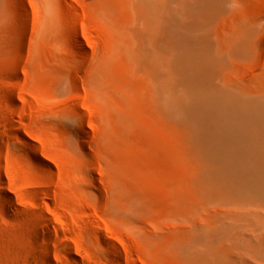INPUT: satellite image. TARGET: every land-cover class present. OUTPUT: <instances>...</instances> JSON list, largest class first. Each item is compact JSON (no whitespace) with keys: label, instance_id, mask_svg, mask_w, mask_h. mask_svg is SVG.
Listing matches in <instances>:
<instances>
[{"label":"rangeland","instance_id":"obj_1","mask_svg":"<svg viewBox=\"0 0 264 264\" xmlns=\"http://www.w3.org/2000/svg\"><path fill=\"white\" fill-rule=\"evenodd\" d=\"M177 1L0 0V264H264V195L217 181L169 80ZM212 1L214 47L249 43L218 81L258 101L264 0Z\"/></svg>","mask_w":264,"mask_h":264},{"label":"bare ground","instance_id":"obj_2","mask_svg":"<svg viewBox=\"0 0 264 264\" xmlns=\"http://www.w3.org/2000/svg\"><path fill=\"white\" fill-rule=\"evenodd\" d=\"M177 5L164 22L163 51L169 57V80H178L185 88L188 123L196 147L218 159L217 167L214 163L209 168L212 173L216 168L226 176L225 180L216 174L219 183L228 181L238 190L264 195V110L255 112L253 108L264 102V97L254 101L250 94L230 91L243 96L234 102L244 103L247 112L228 114L225 119L218 117L222 113L216 115L219 95H233L222 87L219 76L232 61L248 54L247 36L233 40L229 49L214 47L210 35L213 1L183 0ZM75 44L82 49L79 40ZM68 102H74L73 96ZM81 133H85L82 128Z\"/></svg>","mask_w":264,"mask_h":264}]
</instances>
